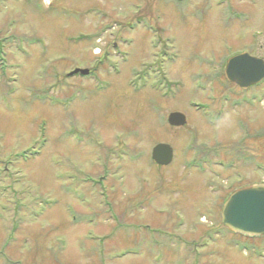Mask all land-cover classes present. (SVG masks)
Listing matches in <instances>:
<instances>
[{
	"label": "rangeland",
	"instance_id": "374dc122",
	"mask_svg": "<svg viewBox=\"0 0 264 264\" xmlns=\"http://www.w3.org/2000/svg\"><path fill=\"white\" fill-rule=\"evenodd\" d=\"M161 48L168 85L136 88ZM239 50L264 60V0H0V264H264V235L220 221L264 182V97L210 125L220 94L195 76V54ZM214 146L252 162L224 169Z\"/></svg>",
	"mask_w": 264,
	"mask_h": 264
},
{
	"label": "water",
	"instance_id": "95a60500",
	"mask_svg": "<svg viewBox=\"0 0 264 264\" xmlns=\"http://www.w3.org/2000/svg\"><path fill=\"white\" fill-rule=\"evenodd\" d=\"M88 69L76 68L69 75ZM225 77L244 88L264 78V60L243 52L228 60ZM171 126H182L185 116L181 112H171L167 116ZM173 157L172 148L167 143H157L151 148V158L157 165H167ZM221 224L228 230L243 235L264 234V184H254L233 191L224 201L220 211Z\"/></svg>",
	"mask_w": 264,
	"mask_h": 264
},
{
	"label": "flooded vegetation",
	"instance_id": "af4514ba",
	"mask_svg": "<svg viewBox=\"0 0 264 264\" xmlns=\"http://www.w3.org/2000/svg\"><path fill=\"white\" fill-rule=\"evenodd\" d=\"M243 52H248V51L239 50L234 53L230 51V53H228L229 55L224 57L223 60L218 64L214 58V55L208 56L206 58L202 57L199 54L194 55L195 62L204 65L206 67V70L204 71L209 73L206 76L207 78L205 77L206 78L205 80H203V76L201 75L202 74L201 72H198V74L195 75L198 77L196 79L198 83L197 86L201 85V87H203L201 88V90L205 89L206 86L210 87V89L208 90L210 97H206V99H211L212 97H214L215 99V96H217V94H220L219 95L220 103L218 106L219 107L218 110H216L214 114H206L207 116H204L207 119V122H210V125L214 124L213 121H216L220 117L221 112L225 111L226 107L229 109H233V107L246 106V107H251V110H254V109H259L258 105L262 104L264 95L261 86L264 80H261L255 84H251L247 87L242 88L235 82L227 80V78L225 77L224 71L228 60L231 59L233 56ZM151 54H152V59L147 62V64L143 67V69L138 70L137 72L133 70L132 76L134 77L135 81L131 79V84L133 85V83H138L139 85H137L136 88L140 86H142L141 88H143L147 86L148 83H150L151 86L153 83L156 89L162 91L164 88H166V86L169 83V81L167 80V76L164 74L163 70L164 67L167 65V63H169L170 61L167 59L166 51L162 50V48L160 49V53L157 54L151 53ZM249 54L251 55L252 53ZM170 57H172L173 59L171 60L172 62L176 60L173 58V56ZM207 106H209V104L203 103L202 105L203 109L206 108V111H207ZM212 119L213 121H211ZM241 120L243 121V119ZM243 125H245V123H243ZM243 130H246V127L242 126L241 131ZM259 131L261 130L260 129L257 130L256 134L254 132L256 137L260 135ZM217 148L219 147L214 146V149L212 151L211 150L205 151V154L202 155L203 158H206L208 156L207 158L213 161L215 160L218 161L219 158L223 159L218 153L219 149L217 152ZM229 155H231V153H229ZM232 155L233 158H231L230 156L229 159H227L224 162H221V160H219V163L220 164L222 163L224 169H229L230 167H232L233 162L234 163L240 162L245 165L248 162H252L250 161V158H248L250 156H248L246 153L244 154V152L237 151ZM260 163L261 160L255 159L256 166H258Z\"/></svg>",
	"mask_w": 264,
	"mask_h": 264
},
{
	"label": "trees",
	"instance_id": "16d2710c",
	"mask_svg": "<svg viewBox=\"0 0 264 264\" xmlns=\"http://www.w3.org/2000/svg\"><path fill=\"white\" fill-rule=\"evenodd\" d=\"M251 248V247H250Z\"/></svg>",
	"mask_w": 264,
	"mask_h": 264
}]
</instances>
